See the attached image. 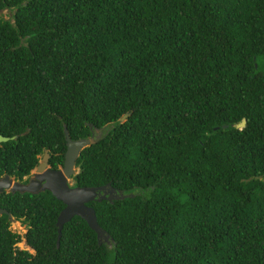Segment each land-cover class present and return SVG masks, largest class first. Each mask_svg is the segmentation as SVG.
I'll return each instance as SVG.
<instances>
[{
    "label": "trees",
    "instance_id": "1",
    "mask_svg": "<svg viewBox=\"0 0 264 264\" xmlns=\"http://www.w3.org/2000/svg\"><path fill=\"white\" fill-rule=\"evenodd\" d=\"M0 175L92 136L72 184L94 231L46 189L0 192V264H264V0H0ZM126 113L122 119L119 116ZM243 118V125L233 124ZM96 128V130H94Z\"/></svg>",
    "mask_w": 264,
    "mask_h": 264
},
{
    "label": "water",
    "instance_id": "2",
    "mask_svg": "<svg viewBox=\"0 0 264 264\" xmlns=\"http://www.w3.org/2000/svg\"><path fill=\"white\" fill-rule=\"evenodd\" d=\"M126 113H122L119 119H122ZM243 118L235 122V127L243 125ZM96 130V128L94 129ZM14 135H1L0 141H4L8 138H12ZM64 149L62 152L61 165L57 168H50L46 164L48 152L46 149L42 150L39 160L33 166V179H29L25 182H19L11 180L8 174L4 173L0 175V190L13 191H27L36 192L38 190L46 189L52 196L61 201L63 204L57 211L54 219L55 225V244L57 243L60 226L68 220L72 215H78L81 217L87 226L91 228L96 238H105L106 234L103 229L99 227L95 220L93 208L90 205L85 204L90 199H111L121 198L129 193H122L119 190H115L112 186L105 182L95 186H82V185H70L68 178L70 174L76 171L73 169L74 159L78 154V151L86 144L93 142L92 136L79 137L71 139L69 138L66 130L63 128ZM0 213H5L7 218H11L10 213L0 206Z\"/></svg>",
    "mask_w": 264,
    "mask_h": 264
},
{
    "label": "rangeland",
    "instance_id": "3",
    "mask_svg": "<svg viewBox=\"0 0 264 264\" xmlns=\"http://www.w3.org/2000/svg\"><path fill=\"white\" fill-rule=\"evenodd\" d=\"M0 16L1 17H7L8 16V11H6L5 9H1L0 10ZM68 181L71 182V178L70 177L68 178ZM7 219H8L7 227L10 230H13V231L18 233V239L13 243V245L18 247V248H23V249H26L29 252H32V249L30 247H28L23 241L22 233L25 230L23 225L19 224V222L16 221V220H11L9 218H7Z\"/></svg>",
    "mask_w": 264,
    "mask_h": 264
},
{
    "label": "flooded vegetation",
    "instance_id": "4",
    "mask_svg": "<svg viewBox=\"0 0 264 264\" xmlns=\"http://www.w3.org/2000/svg\"><path fill=\"white\" fill-rule=\"evenodd\" d=\"M42 153V152H41ZM41 153H39V154H37V160H39V158H40V155H41ZM48 156H49V154H48ZM48 156H47V159H48ZM46 159V164H47V166L48 167H50V168H57V167H59L60 165H61V162L60 163H55L54 164V166H52L49 162H48V160ZM61 161H62V159H61ZM34 166V165H33ZM33 166H32V168L26 173V174H24V175H22L20 178H15V177H13V176H11V175H8L9 177H10V179L11 180H16V181H19V182H25V181H27V180H29V179H33V174H34V172H33ZM74 167L76 168V166L74 165V163H73V169H74ZM2 175V174H1ZM71 175V174H70ZM70 177V176H69ZM71 178V177H70ZM68 183H70V185H73L72 184V179H71V182H69L68 181ZM39 191V190H38ZM0 192H3V193H5V192H10V191H8V190H4V189H1L0 190ZM37 192V191H36ZM86 204V203H85ZM63 205V204H62ZM6 215V214H5ZM11 215V214H10ZM11 218H12V220H16V221H18L19 222V224H21V225H23V227L25 228V226H26V224H25V222H23V221H20L19 219H15L12 215H11ZM6 219H7V216H6ZM7 222H8V219H7Z\"/></svg>",
    "mask_w": 264,
    "mask_h": 264
},
{
    "label": "bare ground",
    "instance_id": "5",
    "mask_svg": "<svg viewBox=\"0 0 264 264\" xmlns=\"http://www.w3.org/2000/svg\"><path fill=\"white\" fill-rule=\"evenodd\" d=\"M12 220V218H10Z\"/></svg>",
    "mask_w": 264,
    "mask_h": 264
}]
</instances>
